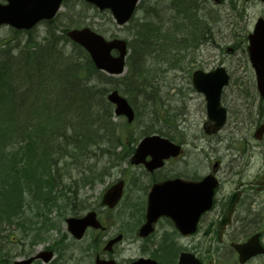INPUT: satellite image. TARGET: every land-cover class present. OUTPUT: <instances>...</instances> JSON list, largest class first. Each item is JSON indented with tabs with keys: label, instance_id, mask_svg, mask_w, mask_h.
<instances>
[{
	"label": "rangeland",
	"instance_id": "obj_1",
	"mask_svg": "<svg viewBox=\"0 0 264 264\" xmlns=\"http://www.w3.org/2000/svg\"><path fill=\"white\" fill-rule=\"evenodd\" d=\"M146 2L152 3L156 0H145ZM219 4L216 3V0H209L206 3L208 12H210L211 17L213 18L210 21L212 26L211 35L206 40V44L202 45L200 51L188 55L189 58L182 60L181 63L184 67L189 65V69L195 67L197 68H207L210 69L211 66L217 64L218 62L225 61L230 67L232 75L240 74L245 75V80L248 83H253L255 77L254 71L250 66L248 55L244 48L247 47V36L249 32L253 29V26L256 22V19L259 16H264V3L258 0H220ZM69 10L64 7L63 10H66V14L72 15V18L77 21L83 22L84 24L89 22L95 28L99 29L106 37H109L113 34H116L121 37L129 38L131 37V32L129 29L124 27H118L107 14L95 12L93 9H88L87 7H81L77 4H69ZM207 11V10H205ZM143 11L141 10L138 15L142 16ZM64 15V14H63ZM44 35H47L45 27L40 26L33 36L37 40H44ZM48 36V35H47ZM10 41V44L7 46L5 42ZM15 39H13L12 33L9 31L7 26L0 27V52L7 50L8 47L13 46ZM64 44V42H63ZM228 45H236L237 49L232 54L225 52V47ZM72 43H69L65 46L67 53L71 52L76 54V51H72ZM193 57V58H191ZM78 57H76L77 59ZM191 58V59H190ZM191 60L194 61L191 62ZM154 60L150 59L147 62V67L153 69L155 67ZM167 62V61H166ZM156 64V63H155ZM172 65H169L168 62L160 64L159 73L153 78L155 83V88H157L158 98H162L163 110L160 109L161 116L166 114L167 111L171 114H176L175 122H177L179 128L181 127L185 132H188L189 135H195L198 138L196 139L197 144L203 142L202 140V121L200 118L203 116L201 113H197L199 106H196L197 95L196 92L192 90V86L189 85V82L184 80L182 75H186L180 69H171ZM191 70V69H190ZM98 80H95L97 83ZM112 84L110 85V87ZM176 87L178 92L174 95L171 94V89ZM146 93L142 92L141 95L136 97V102L142 104L143 99L145 98ZM95 97V96H94ZM95 103H93V111L96 113L97 108L98 112L101 111V106L98 104L100 97H95ZM150 108L155 110L154 104L150 101L146 102V105L139 107L140 114L145 119L149 120ZM174 109L175 111H171ZM177 111V112H176ZM185 113H184V112ZM156 114V113H155ZM68 122L72 124L75 123L78 118L74 116H69ZM117 126H121L123 119L119 117H113ZM148 122V121H147ZM197 131V132H196ZM141 127L138 123L133 125H124L123 131V142L124 146L121 149V146L117 145L113 153L114 162L109 160V150L107 147H99L98 145L92 146V152H86L84 154H77L75 157L65 158L62 163L66 167L63 171L61 167L57 169L58 174H67L69 177L64 178L57 187L61 193L59 196L64 194L67 198L66 205L63 200L59 202L60 208L57 212H51L47 214L46 219L48 220V225L55 224L58 229H51L48 236L41 235L38 237L30 246L26 239L19 238L21 235L18 230L14 231L13 236L14 240H20L19 243L11 244L9 247L14 248L11 253L14 255V259L19 257H26L23 253L30 254L39 252L42 249L49 247L54 248L57 252V255L50 264H93V252L87 250L88 242L90 236L87 235L82 241L73 240L70 232L67 229L66 222L64 221L65 217L73 215L75 211L86 212L89 209L97 208L99 211L104 212V216L108 214L106 210L101 205L102 193L105 188L116 181L120 176L126 178L128 185L126 189V199L122 202L113 214H108L114 219V225L122 223L123 226L125 223L130 222V227H134L138 215L133 209L136 205L133 204V199L141 194L145 184L149 181V178L145 175L144 171L139 168H133V164L129 163L128 154L131 152L132 143H135L136 138L141 134ZM65 191V192H64ZM73 196L75 202L73 205H68L72 203L73 199L70 198ZM130 208V212H129ZM106 212V213H105ZM30 215V214H29ZM37 227H40L38 225ZM111 229L117 230L115 227ZM12 236V237H13ZM19 238V239H18ZM122 248V247H121ZM140 254V251L137 247H133L125 250L119 251V257L124 259H130ZM36 264H44L39 261Z\"/></svg>",
	"mask_w": 264,
	"mask_h": 264
},
{
	"label": "flooded vegetation",
	"instance_id": "obj_2",
	"mask_svg": "<svg viewBox=\"0 0 264 264\" xmlns=\"http://www.w3.org/2000/svg\"><path fill=\"white\" fill-rule=\"evenodd\" d=\"M259 121L261 117L256 120L257 125L260 124ZM242 124L243 122L237 121L235 128L232 127L237 137L227 144L225 154L211 155L204 161L171 163L169 165L175 164V171L163 169L159 177L161 180L179 178L200 181L205 175L213 174L218 178L212 203L200 214L196 226L187 219L182 222L183 228L189 226L192 231L182 232L167 216L160 218L154 230L142 237H137L138 228L130 227V223L126 228L117 230L109 228L107 223L104 224L103 231L96 232L91 238V250L95 259L112 258L125 264L128 261L119 257V251L137 247L139 257L155 259L158 264H180V256L186 252L197 257L196 263L187 260V264H264V253L241 262L236 248V245L255 235L264 246V155L259 153L264 152L262 149L259 154L256 152L257 147L248 134L249 128L244 130ZM210 125L211 123L206 127L216 129L214 125ZM228 133V136H232V133ZM217 141L219 144L221 137ZM213 148L212 145V154L219 153L218 148ZM199 164L204 166L201 171ZM184 193L185 191L182 192ZM142 199H136V204ZM232 199L237 201L228 214ZM197 201L203 203L202 200ZM137 209L141 210V206H137ZM110 241L114 242L109 245Z\"/></svg>",
	"mask_w": 264,
	"mask_h": 264
},
{
	"label": "trees",
	"instance_id": "obj_3",
	"mask_svg": "<svg viewBox=\"0 0 264 264\" xmlns=\"http://www.w3.org/2000/svg\"><path fill=\"white\" fill-rule=\"evenodd\" d=\"M53 55V52H52ZM32 60V56H28ZM29 59L23 64L21 59L15 58L13 55L8 52H2L0 54V223L1 220L7 221L12 220L11 225L15 223V219L18 218L19 214L22 213L26 206V200L30 199V203L33 202L37 204H44L49 207L52 204V189L55 184V177L51 174L52 162L49 161L51 158L50 148L55 147L57 151H62L70 143H75L77 147L84 149L88 144L90 139L96 138L101 135L98 131V128L92 127L89 128V122L86 120L82 121V130H85V133H81L79 137L72 139L65 137V141L58 142L57 140L49 142V139L46 138V133H54L58 129L59 122L63 121L60 118L62 113H67L69 106H71L76 99L73 97L72 100L65 93L67 90H73L77 88L76 82H79L81 77L80 69L78 63L71 68V72L74 78L63 77L65 71L59 72H41V75L48 74L53 77H59L63 82V94L58 93V97L62 100L52 101L47 104V106L54 105L59 113L53 114L51 111L48 112L46 105L43 106L42 114H47V118L44 121L38 123L40 126L36 130V135L32 136V132H28V136L25 140L21 141L20 138L25 135V131L33 130L34 128L29 126L31 123L30 115H17L16 119L12 115L11 111L13 108L18 106V101L13 98L14 95H17V91L14 94L6 97L7 94L4 92L13 91L16 83L13 79H17L19 76H25L28 78H34V75L40 74L33 70L36 64V61L30 63ZM45 68V66H44ZM75 68L74 70H72ZM70 81V83H69ZM80 83V82H79ZM61 90V87L60 89ZM42 93L45 92V88L39 89ZM9 102L10 107L4 108V105L1 103ZM65 102V104H64ZM24 103V100L23 102ZM9 111V112H8ZM85 116V112L83 113ZM57 115V116H56ZM63 130H61L62 132ZM69 133V131H65ZM68 141V142H67ZM50 143L48 150L44 144ZM18 144L20 148L23 146L26 147L24 151L27 152L25 155L26 158L19 156L18 152L13 151L15 146ZM35 150L32 152V150ZM17 158H19L17 160ZM7 243L3 242V239L0 240V264L9 263L8 259L5 256H8L6 253L5 247Z\"/></svg>",
	"mask_w": 264,
	"mask_h": 264
},
{
	"label": "water",
	"instance_id": "obj_4",
	"mask_svg": "<svg viewBox=\"0 0 264 264\" xmlns=\"http://www.w3.org/2000/svg\"><path fill=\"white\" fill-rule=\"evenodd\" d=\"M62 0H9L8 5L0 3V23L10 22L16 27L20 26L30 27L42 18H51L59 9L60 2ZM96 4L102 7H111L115 16L119 21H124L130 17V13L134 8V4L137 0H92ZM255 33L250 36L251 46L250 55L252 57L254 66H257V72L259 77V88H261L264 94V20L260 19L256 28ZM75 39L81 41L89 50L93 52V58L99 67L106 68L108 71L121 72L123 69V57L125 53L123 41L113 40L107 42L99 34L91 31L89 28L82 30H75L70 33ZM117 47L121 51V55L114 58L110 55V49ZM110 99L115 101L118 105L117 113H126L131 118L132 110L128 105L125 98L120 97L116 92H112ZM152 138H147L141 145L142 153L152 152L154 155H160V148L147 144ZM147 145V146H146ZM159 156L156 157L158 160ZM156 160V161H157ZM154 162L152 165H159V161ZM156 163V164H155ZM123 183L118 182L115 186L111 187L105 194L104 202H108L113 205L122 195ZM93 215L90 214L84 219L70 220L72 229L75 230L78 236H81L84 232L86 224L93 223ZM75 222V223H74ZM44 258L47 260L51 258L52 252L42 253ZM41 256V255H39ZM34 257L28 260L18 261L17 264H28Z\"/></svg>",
	"mask_w": 264,
	"mask_h": 264
},
{
	"label": "bare ground",
	"instance_id": "obj_5",
	"mask_svg": "<svg viewBox=\"0 0 264 264\" xmlns=\"http://www.w3.org/2000/svg\"><path fill=\"white\" fill-rule=\"evenodd\" d=\"M78 26V23H75V24H73L71 27L72 28H76ZM15 49L17 48V47H14ZM190 49V47L189 46H187V52H188V50ZM79 82L80 83H85L83 80H81V79H79ZM61 134H64L65 133V131H62V132H60ZM2 222L0 223V232H2V231H4L7 227H10L11 226V223H12V220L10 219V220H7V221H4V220H1Z\"/></svg>",
	"mask_w": 264,
	"mask_h": 264
}]
</instances>
